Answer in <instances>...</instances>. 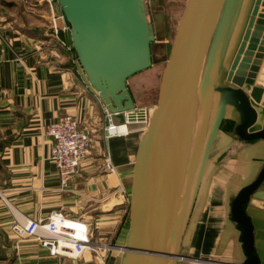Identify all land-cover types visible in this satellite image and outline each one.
<instances>
[{
  "label": "crops",
  "instance_id": "crops-1",
  "mask_svg": "<svg viewBox=\"0 0 264 264\" xmlns=\"http://www.w3.org/2000/svg\"><path fill=\"white\" fill-rule=\"evenodd\" d=\"M52 13L61 14L56 0L52 6L45 0H0L5 41L0 45V264H81L85 258L53 257L35 241L16 240L10 230L16 222L52 212L95 219L92 210L103 202L111 210L109 218L122 222L128 214L133 156L145 123L113 115L125 129L119 130V137L104 138V116L109 112L88 84L75 53L53 49ZM61 37L70 45L69 32ZM168 39L166 34L163 42ZM209 83L210 78L195 117V134L201 126L202 137L194 172L184 187L179 247L196 260L176 264L244 262L242 228L231 218L230 204L264 166V139L243 141L232 133V108L221 103L218 92L212 93L207 110ZM61 115L75 118L92 137V152L68 191L60 189L57 169L48 159L51 139L44 134L46 125ZM106 152L114 168L109 173L99 167ZM241 210L253 221L251 246L264 245V181ZM82 264L99 263L89 255Z\"/></svg>",
  "mask_w": 264,
  "mask_h": 264
},
{
  "label": "water",
  "instance_id": "water-1",
  "mask_svg": "<svg viewBox=\"0 0 264 264\" xmlns=\"http://www.w3.org/2000/svg\"><path fill=\"white\" fill-rule=\"evenodd\" d=\"M56 2L78 64L107 111L128 121L142 118V110L135 115L128 81L161 64L154 55L166 45L157 37L163 25L159 15L154 23L148 14L156 0ZM162 64L156 103L133 156L121 264L190 259L179 250L184 187L200 148L202 127L195 134V117L208 78L207 110L218 92L232 108V133L243 141L264 139V0H186ZM263 181L264 166L230 204L231 218L242 228L241 264H264V245L251 246L253 221L241 210Z\"/></svg>",
  "mask_w": 264,
  "mask_h": 264
},
{
  "label": "built area",
  "instance_id": "built-area-1",
  "mask_svg": "<svg viewBox=\"0 0 264 264\" xmlns=\"http://www.w3.org/2000/svg\"><path fill=\"white\" fill-rule=\"evenodd\" d=\"M45 1L52 6V0ZM51 19L49 29L54 40L53 49L59 48L71 52V45L61 37L62 33L69 32V26L62 14L52 13ZM3 43L5 41L0 31V45ZM140 110H142V118L138 120L146 126L151 111L136 109L138 112ZM112 116L110 113L105 115V138L119 135L115 132L118 126L114 124ZM132 121L127 120V122ZM111 130L115 131L111 132ZM44 134L51 139L48 159L57 169L60 189L68 191L69 184L78 176L79 167L92 152V137L88 131L79 127L77 120L70 115L58 116L56 120L47 124ZM99 167L103 173L113 171V164L108 154L103 157ZM105 199L107 200L108 197ZM91 224L87 218L66 217L61 212H52L45 218L16 222L11 225L10 230L16 240L25 238L35 241L46 249L50 256L76 261L90 255L99 264H104V256L111 247L95 237Z\"/></svg>",
  "mask_w": 264,
  "mask_h": 264
},
{
  "label": "rangeland",
  "instance_id": "rangeland-1",
  "mask_svg": "<svg viewBox=\"0 0 264 264\" xmlns=\"http://www.w3.org/2000/svg\"><path fill=\"white\" fill-rule=\"evenodd\" d=\"M54 1L52 0V3H51L52 5ZM185 1L186 0H156L157 7L152 8L151 6L150 14L153 18L154 23L161 21V24L163 25V27L166 26V31L164 28L161 29L162 33L158 34L157 36L158 39L161 41L163 37L166 36V34L169 39H168L167 45H165L163 49L161 50V54L159 52V54L155 53L154 55L155 61L156 62L160 61L161 64L155 65L148 70H145L139 74L134 75L128 81V88L133 98V101L135 103L136 109L143 108V109H146V111L150 112L155 106L158 83H159V79L161 76V70L163 69L162 63L166 60L167 51H168L169 44L171 42L172 35H173V30L176 27L175 24L179 19V16L183 9ZM149 7L150 5L148 3V8ZM163 12L165 14H162ZM157 16L160 21L156 20L155 17ZM50 20L52 19L50 18ZM205 83H206V80H203L202 85H201L203 88H204ZM122 117L125 121V116L123 114H122ZM104 118L106 119L105 116ZM112 120H113V116H112ZM114 124L118 126V124H116L115 122ZM141 128L142 130H144L145 126L144 128L143 126L140 127V129ZM121 135L122 134L115 135V136H112L111 138L119 137ZM106 154L110 156V154L106 152L102 156L100 163H102V159ZM104 203L105 202L96 204L95 210H92L94 208L92 206L90 209L95 212V214L93 215L95 219L93 218H87V219H89V221L92 223L91 224L92 230L94 231L95 237H97L99 240H101V242H104L105 244L111 247V250L107 251V253L104 256L105 257L104 264H117L118 262L121 263V260L123 257V252L119 250L120 248L119 246H123L124 243L126 242L127 232H128V222H129L128 215L129 214H125V217L124 219H122V222L119 219L117 221V219L115 218H109L112 216L110 213L111 210L108 211L109 206H105V205L103 206ZM128 209H129V204H128ZM95 221L97 222V225H94ZM182 238H183V231L180 233V243L182 242ZM19 240L21 241V240H27V239L21 238ZM110 254L113 256H110ZM115 255H117L116 258L114 257ZM87 257L89 258V255H86L84 259L80 260V262L84 263ZM76 261H79V260H76Z\"/></svg>",
  "mask_w": 264,
  "mask_h": 264
},
{
  "label": "bare ground",
  "instance_id": "bare-ground-1",
  "mask_svg": "<svg viewBox=\"0 0 264 264\" xmlns=\"http://www.w3.org/2000/svg\"><path fill=\"white\" fill-rule=\"evenodd\" d=\"M236 30H237V29H236ZM136 112H138V111H136ZM136 112H135V115L137 114ZM126 119H127V118H126ZM133 120H134V121H139L138 118H135V119H133ZM139 122H141V121H139ZM142 123H143V122H142ZM124 129H125L124 127H119V126H118L116 131H115V130H111V132H114V131H115V132H118L119 134H121L120 131H124ZM119 130H120V131H119ZM173 238H174V234H173ZM188 260H189V261H194V260H196V259H188ZM198 262H199V261H198ZM201 262H202V261H201ZM203 262H205V261L203 260ZM208 262H209V261H208ZM211 262H212V261H210L209 263H211ZM206 263H207V262H206ZM214 263H217V262H214ZM217 264H218V263H217Z\"/></svg>",
  "mask_w": 264,
  "mask_h": 264
},
{
  "label": "flooded vegetation",
  "instance_id": "flooded-vegetation-1",
  "mask_svg": "<svg viewBox=\"0 0 264 264\" xmlns=\"http://www.w3.org/2000/svg\"><path fill=\"white\" fill-rule=\"evenodd\" d=\"M148 14H150V13H148ZM163 14H165L164 12H163ZM149 17H150V19H151V16L149 15ZM164 29H165V31H166V26L165 27H163ZM167 45V44H166Z\"/></svg>",
  "mask_w": 264,
  "mask_h": 264
},
{
  "label": "trees",
  "instance_id": "trees-1",
  "mask_svg": "<svg viewBox=\"0 0 264 264\" xmlns=\"http://www.w3.org/2000/svg\"><path fill=\"white\" fill-rule=\"evenodd\" d=\"M69 43H70V45H71V42H70V39H69ZM72 48V47H71ZM72 51H73V49H72ZM74 52V51H73Z\"/></svg>",
  "mask_w": 264,
  "mask_h": 264
}]
</instances>
